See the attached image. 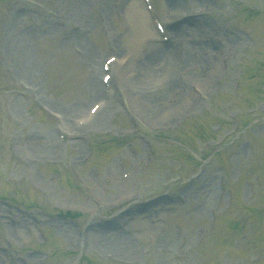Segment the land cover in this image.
I'll use <instances>...</instances> for the list:
<instances>
[{
  "label": "rangeland",
  "instance_id": "obj_1",
  "mask_svg": "<svg viewBox=\"0 0 264 264\" xmlns=\"http://www.w3.org/2000/svg\"><path fill=\"white\" fill-rule=\"evenodd\" d=\"M185 1L206 2L207 13L190 19L200 30L177 25L148 59L160 41L142 0H0V264L260 257L264 211L252 210L264 202V0H247L254 11L242 0L152 3L171 19ZM133 4L151 35H137ZM108 55L116 59L106 92ZM149 63L155 79L134 94ZM177 70L186 82L173 79ZM147 96L157 107L149 115ZM234 122L238 132L212 156V141ZM252 174L259 183L249 189ZM229 178L234 201L223 212ZM233 217L244 224L236 236ZM198 227L205 239L196 247Z\"/></svg>",
  "mask_w": 264,
  "mask_h": 264
},
{
  "label": "bare ground",
  "instance_id": "obj_2",
  "mask_svg": "<svg viewBox=\"0 0 264 264\" xmlns=\"http://www.w3.org/2000/svg\"><path fill=\"white\" fill-rule=\"evenodd\" d=\"M129 1H131V0H124L125 3H128ZM128 12L131 14V17H132L133 21H135V23H136L135 26H136L137 35H141V32H144V31H146L144 33V35H151V33L153 32L152 29H151L150 32L148 31V29L146 27L147 22H146L144 16L142 15V13L138 9H136L134 4L130 5L128 7ZM200 41L201 40H196L195 39L194 42L190 45V47H194L195 48L196 45ZM159 47H162V44L160 45L159 43H157V44H151L150 45L149 50L147 51V52H149V53H147L148 54V59L151 58L152 55H155L157 53V50L159 49ZM184 56H185V58H187V57L190 58V54H189L188 48L186 49ZM155 72H156V69L154 68V63H149L148 65H146V67H144V72H143L142 76L139 78L138 84H136V85L130 84L129 83V79L127 81H124L123 83L127 84L128 86L131 85V87H132L131 91H134L133 92L134 94H139V92H141L142 90H145V87L148 85L147 83H149V80L153 81V78L155 79V77H154ZM176 78L177 79H182L185 82L188 80V79L187 80L183 79V77L179 76L178 74H177ZM93 86L94 87H93L92 90L97 91V87L95 85H93ZM132 96H133V94H132ZM153 98H155V97L154 96H147L144 99V104L142 103V106L144 107V109H147V111H144V112L147 113V115H149L155 108H157V107H155L156 106V101Z\"/></svg>",
  "mask_w": 264,
  "mask_h": 264
}]
</instances>
